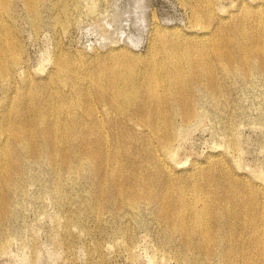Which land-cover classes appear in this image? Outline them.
I'll list each match as a JSON object with an SVG mask.
<instances>
[{"label":"rangeland","instance_id":"rangeland-1","mask_svg":"<svg viewBox=\"0 0 264 264\" xmlns=\"http://www.w3.org/2000/svg\"><path fill=\"white\" fill-rule=\"evenodd\" d=\"M66 1L41 0V19L24 0H13L2 10L4 14L10 9L0 27L12 31L20 60L6 72L9 80L8 76L0 79V200L2 195L6 198L3 208L0 204V217L4 216L0 218V264H249L252 260L242 257L238 240H247L252 252L264 250L249 239L258 225L257 215L264 212V52L251 49L248 63L238 55L233 62L226 56L217 59L220 87L209 86L207 74L191 67L194 115L190 116L176 92L166 93L164 108L153 106L155 95L147 92V80L133 92L129 104L101 99L105 90L114 91L106 88L105 76L100 84L106 89L98 86L96 73L100 60L121 49L145 58L155 20L166 29L177 25L181 37L193 40L205 31L211 39L221 18L247 16L249 37L259 27L254 15L264 17V0H217L214 19L205 18L204 25L195 21L192 2L182 0H77V6L76 0ZM64 2L76 8L63 10ZM137 4H145V9ZM139 18L147 23L137 25ZM37 19L40 26L34 23ZM257 42V37L246 39L248 47ZM67 58L66 83L57 85L73 92L75 107L68 114L67 109L60 112L71 120L82 119L83 126L68 157L63 150L44 145L38 130L31 149L29 140L15 139L14 129L2 131L6 112L19 122L24 109L20 98L26 89L46 86L59 73L57 62ZM125 80L128 86L132 83L131 78ZM87 90L94 101L87 99ZM141 98L149 105L136 111ZM159 109L170 113L175 125L176 134L166 149L161 139L164 132L151 128L157 123L154 111ZM47 124L44 119L40 127ZM84 141L92 146L83 147ZM2 145L10 146L11 154L21 161V171L9 186L10 164L1 167ZM195 184L203 185L211 205L226 212L221 226L214 227L216 243L207 248L185 241L176 225L178 203L167 200L170 193L172 198L182 191L190 196ZM229 207L237 212L234 218L227 216ZM253 263L264 264V257Z\"/></svg>","mask_w":264,"mask_h":264},{"label":"bare ground","instance_id":"bare-ground-1","mask_svg":"<svg viewBox=\"0 0 264 264\" xmlns=\"http://www.w3.org/2000/svg\"><path fill=\"white\" fill-rule=\"evenodd\" d=\"M12 1L13 0H0V25L4 24V22H2L3 16L6 13V11L10 10L9 8H6L7 10L3 14L2 12L5 10L4 7H6L7 5L9 6L12 3ZM74 1H72V2H74ZM251 1H254V0H251ZM24 2L26 3L27 7L32 11V13L35 15V17L39 18V15L42 14V13L39 14V7H38L41 0H24ZM183 2L184 3L188 2V4H189V2L190 3L192 2L193 6H194V17L196 19L195 21H198V23L202 22V24H203L205 22L204 21L205 18L214 19L215 7H216L215 4H216L217 0H182V3ZM257 2H256V4H257ZM259 2H261V1H259ZM76 3H77V0L74 4L75 6H77V4H79V1L77 4ZM141 3H143V1ZM64 4H65V2H64ZM23 5H24V3H23ZM63 5H62V7H63ZM137 5H139V7L141 6V10L145 7L144 6L145 4H137ZM70 6H72V4L71 5L65 4L63 10H65V9L68 10V7L71 9L75 7V6L74 7L73 6L70 7ZM133 6H134V4H133ZM136 6H135V8H136ZM146 6H147V4H146ZM12 7H13V5H12ZM59 10L62 11V8L61 9L59 8ZM146 10H147V8H146ZM40 12H41V10H40ZM141 12H143V11H141ZM9 13H11V12H9ZM221 14H223V13H221ZM144 15H142V16H144ZM154 15H155V13H154ZM156 15H155V17H156ZM30 16H32V15H30ZM220 16H222V15H220ZM35 17H34V19H35ZM59 17H60V20H62L61 16H59ZM254 17H256V20L258 21L259 27L257 30H254V32L252 31V34L249 37H247V34L249 32L248 28L250 25H249L248 17L246 16V17H242L239 19L236 18V19H233L230 21H228V20L224 21L225 19L223 20V18H221L220 23L218 24V29L214 32L211 39L206 38L207 34L205 33L206 32L205 31V32H203L204 34H195L197 36H196V39H193V40H191V39L188 40V39H184L183 37H181V30L179 29V27L177 25H175L173 27L170 26L171 29H169V28L166 29L167 26L163 27L164 25L162 26V22L154 19L155 20V21H153L154 24H152V28L150 29V31H151L150 36H149L150 41H149V46H148V50H147L148 52H147L145 58H141V56L138 57L137 54L131 53V51H129V50L127 51V50L121 49V51L116 52L113 55H110V56L100 60L101 69L96 73V75H97L96 83L98 84V86L104 87V85L100 84V81L103 78V76H105L106 77V82H105L106 88L111 89L112 91H114V93L110 94L107 92V90H105L103 93H101L99 95V98H101V99L109 98V99H112V101L114 103L117 99H121V102L123 104L124 103L129 104L130 101L134 99V97L132 96V94H134L133 92L138 91V88L140 87V83L143 82L144 80H147L149 82V85H147V88H146L147 92L153 96L155 95V100L152 101L153 106H160V107L164 108V105H166V101H165L166 97H167L166 93L176 92V94L178 93L179 102L180 103L182 102V104L184 106H187L186 107V111H187L186 115H188V116L194 115L193 111H191V105L194 103V96L190 91L192 80L189 79V74H188L189 71H192L191 67L196 68L198 70V72L200 71V72H204L205 74H207L206 83L209 86H211V87L219 86L220 87L221 81L218 78V76L216 75L217 62L219 61V60L217 61V59L221 58L222 56H226L227 58L230 59L231 62H233V59L238 55L242 58V61L248 63L249 56L252 53L251 49H253L254 51H257V52L259 51V52L263 53L264 52V17L262 16L261 13L260 14L258 13V15L255 14ZM34 19H33V21H34ZM39 19H41V18H39ZM39 19L35 20L36 22H34V23L38 22L37 25H39V23H40V21H38ZM63 19H64V17H63ZM144 20L139 18L138 21L137 20H135V21H137L136 24L138 25V24H143ZM160 20H163V19H160ZM145 23H147L146 20H145ZM144 25H146V24H144ZM193 28L197 29V26L193 27ZM210 33H211V31H210ZM256 37L258 38L257 45H255L254 47H248L247 46L248 44L246 43V39L256 38ZM17 43L15 42V37H14V35L10 29H8L7 27L6 28L0 27V79L3 77H4V79H6L7 76L9 75V74H6V72H8V70L10 72L11 71L10 68L12 69V67H13V66L11 67V64L16 65V63L20 60V59L19 60L17 59L18 58L17 55H19V54H16V53H19L16 50L17 47L19 46V45L16 46ZM155 44H156V47H154ZM122 48H124V47H122ZM112 52H113V50H112ZM158 53H160L161 57H159ZM156 54H157V56H156ZM9 55H11L12 58H10ZM164 55H165V57H164ZM14 56H16V57H14ZM72 57H73V55H72ZM75 57H73V58H75ZM11 60L13 62H11ZM59 62H60V60L55 65V66H57L59 73H57L56 77L51 76V79L49 80L48 84H46V86L43 87L41 85H37V88L33 89V90L30 88H27L26 92L23 93V95L20 99L24 102V109H22L21 112H19V115H20L19 122L18 121H12V118H11L9 112L5 113V122L3 124L4 130H2V131L6 130V132L7 131L9 132V130L14 129L15 139L20 140V141L22 140V142H25V143L27 140H29L30 145L28 146V148L30 147V149H31L34 146V145H32V142L37 141V137H36L37 134L36 133L38 130V135L42 136L43 141H44V145L51 147V149H53L57 152L59 150H63V152L66 154L65 156L68 157L67 155H69V153L71 151L70 147H74V145H75L73 143V139L79 137L80 132H82V131H80V129L83 128V126L81 124L82 119H80V118L76 119L75 118V119L71 120L68 115L66 116L65 114L60 112L62 109H64V110L67 109V111H64L67 114H68V112H72L73 108L75 107V103H74L75 98H74L73 92H69V91L64 92L61 89H59V85H57L61 82L62 83L65 82L63 80H65L64 78H66V76L68 75L67 72H65V70L70 71V69L67 70L68 65L70 63V59L67 58L66 60L64 59L62 61V63L61 62L59 63ZM86 69H88V71L90 70L89 68H86ZM76 70H78V69H76ZM251 73L252 72H250V74ZM91 74H92V72H91ZM75 75H77V72ZM9 76L7 78L8 80H9ZM71 76H73V75H71ZM11 77H13V76L11 75ZM84 77H86V76H84ZM126 77L128 78V80H130V78L132 80V83L129 86H128L127 81L125 80ZM87 78H89V77H87ZM1 81H3V80H1ZM15 81H16V78H15ZM87 81H91V80H87ZM3 82H2V84H3ZM194 82H195V80H194ZM72 84L74 85V83H72ZM63 86L65 88V85H63ZM160 86L162 87V90H159ZM85 93L87 94V99L93 100L94 96H93V93L91 91L87 90ZM142 96H144V95H142ZM10 97H11V95H10ZM141 99L142 100L136 102V106H137V107H135L136 111L143 109L147 105H149V103L145 99H143V98H141ZM12 102H13V100H12ZM9 106H11V105L9 104ZM102 107H104V106H102ZM8 108H10V107H8ZM125 108H127V107H125ZM175 108H176V105L174 106V109ZM160 111L162 112V114L166 112V111H163L162 109L161 110L159 109L158 112L154 111L155 112L154 118H157L156 119L157 123L154 125V122H153L151 125L152 126L151 128H153V130H155V131L162 130L164 132L161 139H162L163 148L166 149L167 147L170 146V144L173 141L172 139L176 134V133H174L175 125H174V122L172 121V118L170 117L171 116L170 113L169 114L165 113V114H163V117H161ZM17 113H16V115H18ZM99 116L101 117V115H99ZM44 119H48V124L46 127H44V126L40 127V122ZM130 121H132V120H130ZM88 127H90L91 129L94 130L95 126L90 125ZM39 131H40V134H39ZM6 132H5V134H6ZM159 132L161 133V131H159ZM7 134L9 135L10 133H7ZM106 134H107V131H106ZM153 134L156 135V132ZM59 136H61V137L65 136L66 139L60 140ZM105 138H106V136H105ZM4 143H1V144H4ZM81 143H82L83 147L88 148V147L92 146L90 141H84ZM4 146H3V148H4ZM170 148H168V149H170ZM55 154H56V152H55ZM168 154H166V156H168ZM1 156H2V158H1V165L2 166L1 167L7 168V167H9V165L6 167L5 164H10L9 175L6 178V185L9 186L16 179L15 178L16 174L21 171V166H20L21 161H18L17 158H14V156L11 154L10 146H7V145L4 148L3 154ZM86 160H87V158H86ZM225 165H227V164H225ZM84 171H86V169ZM170 171H172V170L170 169ZM68 175H70V174H68ZM65 179H67V178H65ZM65 179H64V181H65ZM69 182L71 183V180ZM58 185H59V183H58ZM59 188L60 187H58L57 189L59 190ZM192 190H193V193L190 196L188 194H186V192L182 191L178 195L177 198H172L171 193H170L167 196V200H170V202L176 201L178 203L177 208H178L180 217H179L176 225L178 227H180L181 231L184 233L185 241H189V242H195L196 241L198 243V245L199 244L205 245L206 248L211 247L213 244L216 243L217 236H218V232H216V230L214 231V227L217 225L221 226V224H220L222 221L221 216L222 215L225 216L226 212L223 209H219V208L211 205L210 201L208 200V197L204 195L205 193L203 191L204 190L203 185L195 184L194 186H192ZM130 195H132V194H130ZM217 195L218 194L215 193L214 198L215 197L218 198ZM1 197H2V200H0V204L2 205V208H3L6 204V198L3 195ZM132 200H134V202L138 201L136 197L132 198ZM127 203H128V201H127ZM254 203H255V200H254ZM128 206H130V204ZM166 211L168 212L166 214L170 215L169 209H167ZM228 211L229 212L227 213V216H229L230 218H234L237 214V212H235V210H233V208L229 207ZM90 212H93V211H91V209H90ZM1 217L4 218V216H1ZM249 218H251V217L245 215V219L247 221H250ZM257 219H258V221H257L258 225L256 228H254L253 233H251L249 235V239H250V242L253 241L254 244L258 248L262 249V248H264V212H260L257 215ZM260 224H261V226H259ZM1 240H3V239H1ZM0 243H2V242H0ZM238 245L241 249L242 257L247 258L250 261L252 260L249 264H254L253 260L264 257V250H259L258 252H252L250 247H249V244H247V240H238Z\"/></svg>","mask_w":264,"mask_h":264}]
</instances>
